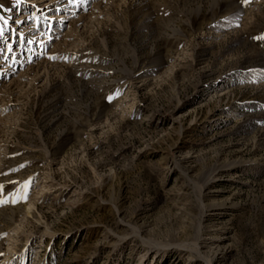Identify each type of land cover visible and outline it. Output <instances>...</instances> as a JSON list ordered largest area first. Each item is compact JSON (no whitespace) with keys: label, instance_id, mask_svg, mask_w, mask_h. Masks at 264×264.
Returning <instances> with one entry per match:
<instances>
[{"label":"rangeland","instance_id":"374dc122","mask_svg":"<svg viewBox=\"0 0 264 264\" xmlns=\"http://www.w3.org/2000/svg\"><path fill=\"white\" fill-rule=\"evenodd\" d=\"M0 17V264H264V0Z\"/></svg>","mask_w":264,"mask_h":264},{"label":"snow or ice","instance_id":"6c2138e0","mask_svg":"<svg viewBox=\"0 0 264 264\" xmlns=\"http://www.w3.org/2000/svg\"><path fill=\"white\" fill-rule=\"evenodd\" d=\"M0 20H2L4 24H7V20L4 19L3 17H0ZM0 32H2V30H0ZM257 39H264V36L257 37ZM110 99H111V98H110ZM13 202H15V201H13Z\"/></svg>","mask_w":264,"mask_h":264}]
</instances>
